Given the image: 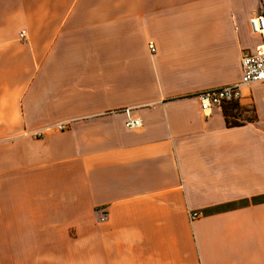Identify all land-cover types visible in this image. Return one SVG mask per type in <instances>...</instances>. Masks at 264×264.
Returning a JSON list of instances; mask_svg holds the SVG:
<instances>
[{"label":"crops","instance_id":"obj_1","mask_svg":"<svg viewBox=\"0 0 264 264\" xmlns=\"http://www.w3.org/2000/svg\"><path fill=\"white\" fill-rule=\"evenodd\" d=\"M263 10L0 0V264H264V83L196 97L240 81Z\"/></svg>","mask_w":264,"mask_h":264},{"label":"built area","instance_id":"obj_2","mask_svg":"<svg viewBox=\"0 0 264 264\" xmlns=\"http://www.w3.org/2000/svg\"><path fill=\"white\" fill-rule=\"evenodd\" d=\"M249 24L252 32L260 36L261 42L252 53L241 57V78L238 83L206 90L196 96L199 107L205 115H208L213 108L237 104L240 99V88L242 86L264 83V10L262 13L252 16ZM23 36L24 32H21L20 37L22 38ZM148 48L150 52H154L152 43L148 44ZM139 126L140 122L138 119H128L125 122V127L127 128H137ZM58 128L63 129V127ZM199 216L198 212H191L189 219L191 221Z\"/></svg>","mask_w":264,"mask_h":264},{"label":"trees","instance_id":"obj_3","mask_svg":"<svg viewBox=\"0 0 264 264\" xmlns=\"http://www.w3.org/2000/svg\"><path fill=\"white\" fill-rule=\"evenodd\" d=\"M231 109H232V107H230ZM224 116H225V119H226V124L228 125V126H237L238 125V123H236V122H229L228 120H227V117H228V115H229V111L227 110V109H225L224 111Z\"/></svg>","mask_w":264,"mask_h":264},{"label":"rangeland","instance_id":"obj_4","mask_svg":"<svg viewBox=\"0 0 264 264\" xmlns=\"http://www.w3.org/2000/svg\"><path fill=\"white\" fill-rule=\"evenodd\" d=\"M22 32H23V31H22ZM20 33H21V32H20ZM24 36H25V34H24ZM24 36H23L22 38H24ZM19 37H20V35H19ZM20 38H21V37H20ZM148 44H149V43H148ZM153 46H154V45H153ZM147 47H148V45H147ZM148 49H149V48H148ZM149 51H150V50H149ZM151 53H153V52H151ZM58 127H62V126H58ZM58 127H57L58 130H63V129H64V127H63V129H59Z\"/></svg>","mask_w":264,"mask_h":264}]
</instances>
